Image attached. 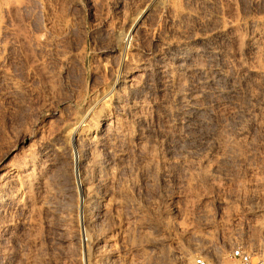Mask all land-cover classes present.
Wrapping results in <instances>:
<instances>
[{
    "label": "rangeland",
    "instance_id": "374dc122",
    "mask_svg": "<svg viewBox=\"0 0 264 264\" xmlns=\"http://www.w3.org/2000/svg\"><path fill=\"white\" fill-rule=\"evenodd\" d=\"M94 102L87 129L120 139L74 150ZM7 172L0 264L264 259V0H0Z\"/></svg>",
    "mask_w": 264,
    "mask_h": 264
},
{
    "label": "bare ground",
    "instance_id": "6f19581e",
    "mask_svg": "<svg viewBox=\"0 0 264 264\" xmlns=\"http://www.w3.org/2000/svg\"><path fill=\"white\" fill-rule=\"evenodd\" d=\"M16 5V4H15ZM141 13V12H140ZM133 22V23H132ZM131 23H132V25H131V29L130 30H128L126 33H118V36H116L118 39V42H120V43H122V45H128L132 40H133V37H134V34L140 29V24H141V22H140V17H138L137 16V18H135L133 21H131ZM116 34V33H115ZM123 47V46H122ZM123 56V55H122ZM114 87V86H113ZM111 91V90H110ZM111 94V93H110ZM110 94H108V98L110 97L109 95ZM105 96V95H104ZM107 97V96H106ZM112 97V96H111ZM110 97V98H111ZM114 97V96H113ZM112 97V98H113ZM102 99V98H101ZM107 99V98H106ZM97 101V100H96ZM95 101V102H96ZM98 101H100V100H98ZM97 101V102H98ZM103 101V100H102ZM102 101H100V103L102 102ZM94 102V103H95ZM103 103V102H102ZM101 103V104H102ZM88 108V107H87ZM96 108V103L95 104H93V106H91L89 109H87V111L86 112H83V115L73 124L72 123V125H70L69 127H67L66 128V130L63 132L64 133V137H65V143H67V145L69 146V147H72V148H74V150H76V148H78L79 147V149L81 148V146H82V144H87L88 146H90V148H92L91 146H93V147H97L100 143H102V142H105L106 143V146H107V144L110 142V140L112 141L113 139H117L118 138V136L120 135V134H118V133H116V132H118L117 130L115 131V133L113 132V133H108L107 135V137H106V135L104 136V134L106 133V132H108L107 131V128L106 129H104V131L106 130V132H104L103 134H99L98 136H97V134H96V136H95V134L94 135H92V132H91V130H90V128L89 129H87V124L88 123H90V122H93L94 121V117L96 116V114H95V116H93V118H92V116H91V113H93L94 114V112H92L94 109ZM97 109H99V108H97ZM96 109V110H97ZM107 116V115H106ZM109 116V115H108ZM96 118H98V117H96ZM106 118V117H105ZM92 119H93V121H92ZM95 122V121H94ZM93 122V123H94ZM92 123V124H93ZM95 124V123H94ZM98 124H99V122H98ZM87 126V127H86ZM89 126H90V124H89ZM92 126V125H91ZM109 128H111V127H109ZM96 129V131L98 132L100 129L98 128H95ZM94 129V130H95ZM102 131V130H101ZM112 131H114V130H112ZM61 135V136H62ZM120 137V136H119ZM62 138V137H61ZM64 139V138H63ZM118 139H120V138H118ZM117 139V140H118ZM116 140V141H117ZM116 141H115V143H116ZM118 142V141H117ZM119 143V142H118ZM114 144V143H113ZM112 144V145H113ZM56 145V144H55ZM54 145V146H55ZM66 145V146H67ZM102 145V144H101ZM112 145H110V147L111 148H113L112 147ZM114 145H116V144H114ZM65 146V145H64ZM100 146V145H99ZM109 146V145H108ZM107 146V147H108ZM57 147V149H60V147L59 146H56ZM59 147V148H58ZM84 147V146H83ZM87 147V146H86ZM85 147V148H86ZM87 148H89V147H87ZM110 148V149H111ZM54 149V148H53ZM56 149V148H55ZM56 149V150H57ZM68 149V148H67ZM70 150H71V148H70ZM92 149H90L89 151H91ZM54 151V150H53ZM80 151H81V149H80ZM84 151H86V150H84ZM96 151H98V150H96ZM95 151V152H96ZM97 153V152H96ZM96 153H94V154H96ZM78 154V153H77ZM93 154V155H94ZM79 155V154H78ZM77 155V156H78ZM97 155H99V154H97ZM83 157H84V155H82ZM86 156V155H85ZM92 156V155H91ZM96 156V155H95ZM74 157V156H73ZM79 157V156H78ZM78 157H76V158H78ZM82 157V158H83ZM98 157V156H97ZM93 158V160H97L95 157H92ZM95 158V159H94ZM91 160V159H90ZM81 161L83 162V160L82 159H79V162L81 163ZM86 163H87V160L85 161ZM91 162V161H90ZM94 162V161H93ZM98 162V161H97ZM80 163H79V166H80ZM84 164V163H83ZM90 164H92V163H89V165ZM100 164V163H99ZM20 165H22V164H20ZM95 165V164H94ZM94 165H93V167H94ZM23 166V165H22ZM82 166V165H81ZM87 167V166H86ZM90 167H92V166H90ZM96 167V166H95ZM99 168V167H98ZM84 169V168H83ZM88 169V168H87ZM90 169V168H89ZM93 169V168H92ZM91 169V170H92ZM101 169V168H100ZM86 171V170H85ZM83 173H86V172H83ZM32 174V173H31ZM89 174H87V176H88ZM92 175V174H91ZM28 176H29V174H28ZM86 176V175H85ZM94 176V175H93ZM1 177V179H0V192H5V193H7V192H10L12 189H13V185H15L16 184V182H17V179H16V175L15 174H11V173H2V176H0ZM26 177V176H25ZM89 177V176H88ZM18 178V177H17ZM25 179V178H24ZM26 179H27V177H26ZM28 180H29V178H28ZM21 181H23L22 179H21ZM83 181V180H82ZM24 182V181H23ZM27 183V182H26ZM84 183V182H83ZM20 184V183H19ZM85 184V186L83 187V190H84V192H86V194H87V196L89 197V196H91L92 195V187H94V186H90L89 185V183L88 182H86V183H84ZM21 186V185H20ZM26 186V185H25ZM27 186H29V185H27ZM30 186H31V184H30ZM95 193V191L93 192V194ZM93 196V195H92ZM91 196V197H92ZM93 198V197H92ZM86 199V198H85ZM90 200V199H89ZM105 201H106V199H105ZM86 202V201H85ZM88 202V201H87ZM85 203L86 205L88 204V203ZM103 202V201H102ZM102 202H100L99 203V210L100 209H103L104 208V206H103V204H102ZM1 203V202H0ZM104 203V202H103ZM84 204V203H83ZM84 204V206H86ZM90 205V204H89ZM89 205H87V208H86V210L88 211V213H87V211L85 212L86 214V218H85V220H83V222L84 221H86V222H91L92 220H91V218L93 217V213L94 212H92V210H90V207H89ZM103 207V208H102ZM93 209V208H92ZM94 210V209H93ZM85 211V210H84ZM91 220V221H90ZM95 223H96V221H95ZM94 223V224H95ZM94 224L92 223H89V224H87V225H89L88 227H90V225L91 226H94ZM83 225H85V224H83ZM100 225V224H99ZM90 228H92V227H90ZM95 229H96V227H94ZM94 228H92V231L94 230ZM86 230H88V228L86 229ZM90 230V229H89ZM89 230H88V233H91V232H89ZM99 230V229H98ZM97 231V230H96ZM94 232V231H93ZM93 232H92V235H94L93 234ZM101 232V231H100ZM86 233V232H85ZM88 233H86V234H88ZM95 233V232H94ZM97 233V232H96ZM102 234V233H101ZM89 235V234H88ZM92 235H90V236H92ZM100 235V234H99ZM98 236V235H97ZM96 239H98V238H96ZM91 240H92V242H91ZM90 240V242L91 243H93V238ZM100 240V239H99ZM88 241H89V239H88ZM88 241H87V243L86 244H88L89 245V243H88ZM95 241V240H94ZM86 242V241H85ZM99 243V242H98ZM86 244H85V247H86ZM92 246H93V244H92ZM91 246V247H92ZM90 247V248H91ZM98 247V246H97ZM89 248V249H90ZM87 250H88V247H87ZM91 250V249H90ZM184 256L182 257V259H183V262H184V264H194V260H193V256L191 255V254H188V253H184L183 254ZM96 259V258H95ZM88 260V259H87ZM97 263V262H96Z\"/></svg>",
    "mask_w": 264,
    "mask_h": 264
},
{
    "label": "built area",
    "instance_id": "2783aa9c",
    "mask_svg": "<svg viewBox=\"0 0 264 264\" xmlns=\"http://www.w3.org/2000/svg\"><path fill=\"white\" fill-rule=\"evenodd\" d=\"M231 257L235 260H239L242 264H264V259L260 256H254L251 251L247 250L243 246L233 248L231 251ZM194 264H211L203 256H197L194 259Z\"/></svg>",
    "mask_w": 264,
    "mask_h": 264
}]
</instances>
